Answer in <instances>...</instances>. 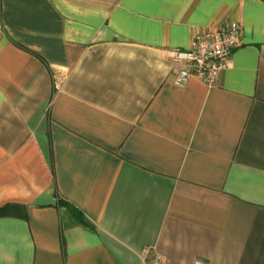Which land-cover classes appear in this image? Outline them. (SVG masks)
Segmentation results:
<instances>
[{"label":"crops","instance_id":"obj_1","mask_svg":"<svg viewBox=\"0 0 264 264\" xmlns=\"http://www.w3.org/2000/svg\"><path fill=\"white\" fill-rule=\"evenodd\" d=\"M0 209V264H264V0H0Z\"/></svg>","mask_w":264,"mask_h":264},{"label":"built area","instance_id":"obj_2","mask_svg":"<svg viewBox=\"0 0 264 264\" xmlns=\"http://www.w3.org/2000/svg\"><path fill=\"white\" fill-rule=\"evenodd\" d=\"M241 31L242 24L231 21L218 29L195 33L187 49H173L170 59L179 65L174 83L182 86L191 76H196L205 84L213 85L227 68L233 49L239 44Z\"/></svg>","mask_w":264,"mask_h":264},{"label":"trees","instance_id":"obj_3","mask_svg":"<svg viewBox=\"0 0 264 264\" xmlns=\"http://www.w3.org/2000/svg\"><path fill=\"white\" fill-rule=\"evenodd\" d=\"M70 209H71L73 215H74V216H75L80 222H83V218H82V214H81V212H80L77 208L73 207L71 204H70ZM2 211H3V209H0V213H1Z\"/></svg>","mask_w":264,"mask_h":264}]
</instances>
